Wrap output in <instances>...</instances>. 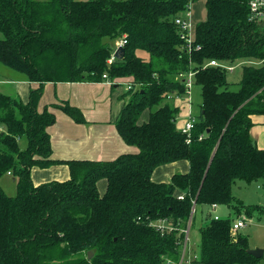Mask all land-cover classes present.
<instances>
[{"label":"trees","instance_id":"obj_1","mask_svg":"<svg viewBox=\"0 0 264 264\" xmlns=\"http://www.w3.org/2000/svg\"><path fill=\"white\" fill-rule=\"evenodd\" d=\"M187 1L0 0V63L37 83L26 102L0 92V177L12 175L16 184L14 195L0 185V264H177L184 229L201 205L209 211L192 262L264 264V254L247 252L246 236L230 232L235 219L250 221L264 209L232 192L237 180L264 179V149L249 133L251 116L264 115V24L249 20L246 0H204L188 52L174 22ZM120 39L122 58L107 62ZM213 59L237 64L240 74L229 80ZM189 71L201 104L184 133L176 125L179 108L168 100L184 94L180 74ZM118 78H130L131 86L115 128L137 152L53 159L48 128L55 115L38 110L44 84ZM52 107L85 121L67 101ZM144 111L148 119L139 122ZM181 160L186 172L153 180L158 166ZM57 164L67 165L66 179L32 181V168ZM213 204L235 218L219 216ZM158 220L166 222L163 230L153 225Z\"/></svg>","mask_w":264,"mask_h":264},{"label":"crops","instance_id":"obj_2","mask_svg":"<svg viewBox=\"0 0 264 264\" xmlns=\"http://www.w3.org/2000/svg\"><path fill=\"white\" fill-rule=\"evenodd\" d=\"M200 5V1L192 3L195 19L194 23L191 20L193 26L205 18L204 16V18L196 20L198 15L196 10ZM204 10L206 14L205 5ZM8 72L0 67V92L26 102L30 89L35 88L37 83L29 82L25 75L17 71L15 72L18 74H8ZM127 82H130V78H118L113 80V83L102 81L46 82L44 84L38 110L42 111L46 106L55 115V122L48 128L53 159L112 160L122 153H135L138 150L135 146L126 144L115 128V120L127 101L125 94L127 89L123 90L121 87ZM60 101H67L71 105L77 106L82 111L85 121L77 123L60 109L52 107V104ZM168 101L179 108L176 125L180 128L189 112L191 113L190 104L185 95L171 97ZM147 119L148 112L144 111L139 122ZM251 119L253 125L250 127L249 133L257 147L264 149V115H252ZM155 170L152 175L153 180L165 182L166 177L169 176L170 179L175 172H186L188 162L186 160L172 162L158 166ZM68 175L66 164L52 165L44 169L34 167L31 171V178L35 184L50 180H64ZM103 180L98 181V189H100V182ZM103 182L106 188V181ZM219 207L221 206L216 207V211ZM225 215L223 214L222 217Z\"/></svg>","mask_w":264,"mask_h":264},{"label":"rangeland","instance_id":"obj_3","mask_svg":"<svg viewBox=\"0 0 264 264\" xmlns=\"http://www.w3.org/2000/svg\"><path fill=\"white\" fill-rule=\"evenodd\" d=\"M196 1H200V3H201V5L199 7H197V10H196V13L198 14L196 17V20H197L198 18H201V19L204 18L205 10H204V3H203L204 0H196ZM191 20L194 23L195 19H194V13L193 12H192ZM192 30H193V28L191 26L190 32H192ZM1 37L2 36L0 34V38ZM104 40L108 42L109 39L105 38ZM109 42H113V41L110 40ZM118 43H119V41L116 44L117 47H118ZM234 66H235L234 70L232 72L228 73L229 74L228 75L229 80H234V78L236 79L238 77V75L240 74L241 67L238 66L237 64H234ZM0 67H3L4 69H6V71H9L8 74H10V73L18 74L17 72L7 68L2 63H0ZM5 73H7V72H5ZM5 76H8V75H5ZM111 83H113V81H111ZM121 87L123 90H126L127 89V83L125 85L123 84ZM236 88L237 87H235V86H230V89H236ZM126 97L128 99V96H126ZM186 98L189 101L190 111L192 113V116L197 115L199 112V106L201 104L200 86L197 84H193L191 89H190V93L187 94ZM251 137H252V135H251ZM19 146H20V148H25V146H26V138L25 137H22L20 139ZM154 171H156V170H154ZM103 181L100 182V189H99L100 193H103L105 191V184ZM165 181H169V176L166 177ZM0 185L6 194H8V195H14L15 194L16 184H15V181H14L12 175H8L6 173L3 174L0 177ZM232 192L236 197L242 199L245 203L259 204V205H262L264 207V179L253 180V181L248 182V183H246L243 180H237L233 186ZM208 211H209L208 206H205V205L197 206L196 211L194 213L195 219H194L193 223L191 224V219L187 223L188 224L187 226L189 228V233H188L189 241H188L187 246H186L185 251H184V259L189 257L190 262L188 264H198L196 262H192V260H191L192 258L190 259V256H191V254L198 252V247H199V231H198V228H199L200 224L202 223L201 220H203V217L205 216L206 213H208ZM216 213H218L219 216H223V214H226V216H230L233 219L235 218L233 213L232 214H231V212L229 213L226 210V208L223 206L219 207L218 212H216ZM155 222L160 223L161 221H155ZM237 232L239 234L246 236L249 249L258 247V248H262L264 250V209L260 214L255 213L251 217L250 221L245 218V225L240 227ZM182 251H183V247H182ZM182 251H181V253H182ZM180 260H181V258H180ZM183 264H185V263L183 262Z\"/></svg>","mask_w":264,"mask_h":264},{"label":"built area","instance_id":"obj_4","mask_svg":"<svg viewBox=\"0 0 264 264\" xmlns=\"http://www.w3.org/2000/svg\"><path fill=\"white\" fill-rule=\"evenodd\" d=\"M246 1H247L248 11H249V20L264 24V0H246ZM192 3H193V0H188L182 12L174 18V22L179 30V35L185 42L184 45L188 52L191 50L192 43L194 40L193 30L192 32H190L191 26L193 28V24L191 21ZM124 42H125L124 39H120L118 46L120 45L123 46ZM114 58L115 56L114 54H112V56L108 59L107 62L110 63ZM209 64L219 65L229 72H232L235 68V66L233 65H227L224 63H220L218 60H214V59L210 60ZM180 77H182L184 81L185 92L183 95L187 96V94L190 93V89L193 85V72L189 71L187 73L180 74ZM108 82L111 83V81H108ZM130 86H131V83L127 82V89H129ZM176 97H179V96L176 95ZM187 102L189 101L187 100ZM194 120H195L194 116H192L191 113L189 112L187 119L182 123L179 129H181L184 133H189L191 128L193 127ZM2 131H4V129L0 126V132ZM178 198H182V195H179ZM215 208H216V204H213L212 211H215ZM214 218L217 219L218 216L215 215ZM158 221H161V222L160 223L155 222L153 223V225L163 230L166 227V222L164 220H158ZM244 225H245L244 218L235 219L230 228L231 234L236 235L237 230ZM188 230H189L188 227L184 229L185 236H184V241H183V251L181 255V260L179 261L178 264H181L182 261L185 262L186 264L190 262L189 257L184 259V251L189 241V237H188L189 231ZM193 257L197 258V255L195 254Z\"/></svg>","mask_w":264,"mask_h":264},{"label":"water","instance_id":"obj_5","mask_svg":"<svg viewBox=\"0 0 264 264\" xmlns=\"http://www.w3.org/2000/svg\"><path fill=\"white\" fill-rule=\"evenodd\" d=\"M123 52H124V47L123 46H118L115 51H114V56L118 59L122 58L123 56ZM247 252L251 255H253L254 257L260 258L262 257V255L264 254V250L262 248H252V249H247ZM92 255L91 251L88 252V256L90 257Z\"/></svg>","mask_w":264,"mask_h":264}]
</instances>
